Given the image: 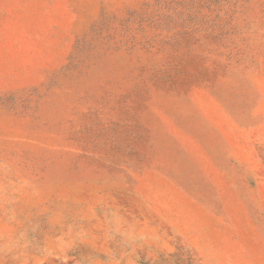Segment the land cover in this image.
Here are the masks:
<instances>
[{"label": "rangeland", "instance_id": "1", "mask_svg": "<svg viewBox=\"0 0 264 264\" xmlns=\"http://www.w3.org/2000/svg\"><path fill=\"white\" fill-rule=\"evenodd\" d=\"M0 264H264V0H0Z\"/></svg>", "mask_w": 264, "mask_h": 264}]
</instances>
